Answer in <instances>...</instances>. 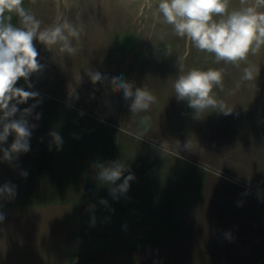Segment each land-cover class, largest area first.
<instances>
[{
  "label": "rangeland",
  "instance_id": "1",
  "mask_svg": "<svg viewBox=\"0 0 264 264\" xmlns=\"http://www.w3.org/2000/svg\"><path fill=\"white\" fill-rule=\"evenodd\" d=\"M158 3L23 0L41 30L66 20L82 31L74 54L61 53V42L33 41L42 67L15 87L38 95L10 101L11 116L0 111V132L15 120L31 133L26 152L10 151L15 132L0 142V186L13 189L0 201L81 203L78 264H264V46L236 64L217 63L175 34ZM253 3L230 0L229 11ZM250 65L260 71L246 81ZM210 68L224 70L213 94L233 111L197 118L174 83ZM115 77L150 91L155 103L133 112ZM115 167L119 180L102 178Z\"/></svg>",
  "mask_w": 264,
  "mask_h": 264
},
{
  "label": "clouds",
  "instance_id": "2",
  "mask_svg": "<svg viewBox=\"0 0 264 264\" xmlns=\"http://www.w3.org/2000/svg\"><path fill=\"white\" fill-rule=\"evenodd\" d=\"M229 3L230 0H159L158 11L165 22L172 25L177 36L188 38L200 51L214 54L217 63L236 64L245 60L249 52L256 54L264 46V12L258 11L264 8V0H254L250 6L231 11ZM245 3L246 0H241V4ZM13 13L18 17L19 26L11 23L10 14ZM81 31L66 20L41 30V21L23 7V0H0V111L5 118L17 111L15 105L9 108L10 101L16 99L18 103H24L38 95L15 87L21 78L27 80L42 67L37 60L39 54L34 39L48 46L61 42V53L74 54L76 48L72 40H79ZM259 71L258 67L250 65L244 68L242 78L254 80ZM89 74L93 82L101 80L99 73ZM224 75L223 69L211 68L193 69L179 75L174 83L177 100L186 101L197 118L210 109L230 115L233 109L213 94L215 87L223 88ZM113 82L117 89L123 91L125 99L132 100L130 107L133 112L147 111L156 101L150 91L144 88L133 91L132 84L120 77L113 78ZM10 132L16 134L10 151H28L27 138L31 133L26 122L14 120L5 124L3 132H0V142L6 140ZM54 136L59 142L60 137ZM5 158H9V150H5ZM121 175L120 167L101 173L102 178L110 183H115ZM131 179V176L124 179L120 186L122 190H126ZM3 192L11 195L13 189L6 185L0 189V193ZM4 219V214L0 213V223Z\"/></svg>",
  "mask_w": 264,
  "mask_h": 264
},
{
  "label": "crops",
  "instance_id": "3",
  "mask_svg": "<svg viewBox=\"0 0 264 264\" xmlns=\"http://www.w3.org/2000/svg\"><path fill=\"white\" fill-rule=\"evenodd\" d=\"M0 213V264H78L85 234L81 203L0 201Z\"/></svg>",
  "mask_w": 264,
  "mask_h": 264
}]
</instances>
